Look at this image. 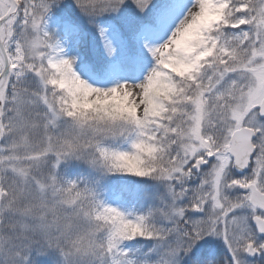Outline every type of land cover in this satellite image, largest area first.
Returning a JSON list of instances; mask_svg holds the SVG:
<instances>
[{
  "label": "snow or ice",
  "instance_id": "1",
  "mask_svg": "<svg viewBox=\"0 0 264 264\" xmlns=\"http://www.w3.org/2000/svg\"><path fill=\"white\" fill-rule=\"evenodd\" d=\"M0 264H264V0H0Z\"/></svg>",
  "mask_w": 264,
  "mask_h": 264
}]
</instances>
